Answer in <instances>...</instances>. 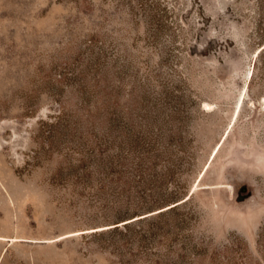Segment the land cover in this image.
<instances>
[{"label":"rangeland","instance_id":"1","mask_svg":"<svg viewBox=\"0 0 264 264\" xmlns=\"http://www.w3.org/2000/svg\"><path fill=\"white\" fill-rule=\"evenodd\" d=\"M0 264H264V0H0Z\"/></svg>","mask_w":264,"mask_h":264},{"label":"trees","instance_id":"2","mask_svg":"<svg viewBox=\"0 0 264 264\" xmlns=\"http://www.w3.org/2000/svg\"><path fill=\"white\" fill-rule=\"evenodd\" d=\"M99 69V68H98ZM84 72V71H83ZM96 77H100L96 76ZM99 79L96 80V84H94V86H92V84H89L88 81L86 80L85 77L82 78V76L80 77V82L82 84V89L84 90V92L88 91L89 88L93 89L95 88V86H97V84H99ZM95 92V91H94ZM120 91L115 87V85L111 84V105L107 107V112L109 114V121L110 124L108 126V131L111 133V138L109 139V136H101L99 137V140L101 141L100 143L102 144H106L108 146H110L109 142H111V148L113 147V142L119 137H120V144L119 146L121 147L122 151L120 153H109L108 154V146H105L102 150L100 149V156L96 159L94 157V155L91 156V161L94 160V167L96 168V171L93 169H89L88 167L86 168V171L88 172L87 177L88 178H93L95 173H97L101 179L103 180H109L111 182V190H113L114 188L112 187V182L114 180V173L123 171L124 169H118V167H125L128 166L129 162H130V155H128L127 151H125V149H123L125 147L126 144L129 145L128 141H126V139L122 138L121 135L122 133L120 132V130H118L119 135H115L112 134L113 133V129L114 126H112V120L113 119H118L120 118L121 121H123V117L124 115L121 114V112H118L117 109V105L119 104V100L117 98L118 93ZM89 93V92H88ZM93 93V92H92ZM91 93L88 95V97H86L85 95L83 96V101L81 102L80 106H86V104L88 102H90L91 99ZM58 104H59V111L58 114L55 116V118H52L50 120H44V124H45V129L43 130L44 136L47 139H53L54 136L58 133H60L62 131V128H64L66 131H68L71 134V126L73 124H80L81 119L83 118V116H81V114H77V111L75 109L69 108L64 102H62V100H58ZM85 101V104H83ZM97 107H102L100 105H98ZM97 113V111H96ZM95 114V112L93 113ZM89 118V117H88ZM113 135V136H112ZM122 141V143H121ZM100 144V146L102 145ZM133 145L132 147H136V144H131ZM87 161H85L84 163H86ZM138 163V162H137ZM138 164H143V159L138 163ZM85 166V165H84ZM83 166V167H84ZM111 173V178L108 179L110 176L109 174ZM106 184H103V187ZM173 197V196H172ZM164 199H172V198H164ZM146 204H138L137 206L134 207V211L133 212L135 215L140 209H142L143 207H147L145 206ZM143 217L139 218L142 219ZM127 219V218H125ZM128 223V222H127ZM154 232V231H153ZM157 234V233H156Z\"/></svg>","mask_w":264,"mask_h":264},{"label":"bare ground","instance_id":"3","mask_svg":"<svg viewBox=\"0 0 264 264\" xmlns=\"http://www.w3.org/2000/svg\"><path fill=\"white\" fill-rule=\"evenodd\" d=\"M243 99H244V91H242V93L240 94V97H239V99H238V101H237V104H236V111H235V114H234L233 119H232V120H233V124H234V123L236 122V120H237L238 113H239V111H240V109H241V106H242V104H243ZM218 149H219V148H218ZM217 152H218V150H216V151L213 152L212 159L215 158ZM203 176H204V174L202 175L201 180H202ZM201 180H200V181H201ZM199 184H200V183H198V185H197L196 187H198ZM196 187H195V188H196ZM165 208H166V207H165ZM162 209H163V208H162ZM145 215H146V214H145ZM105 227H107V226H100V227H98L97 229H104Z\"/></svg>","mask_w":264,"mask_h":264}]
</instances>
